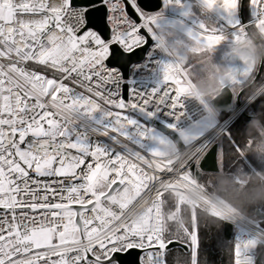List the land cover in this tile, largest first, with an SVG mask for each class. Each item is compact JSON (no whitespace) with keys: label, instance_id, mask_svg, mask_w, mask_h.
I'll return each instance as SVG.
<instances>
[{"label":"snow or ice","instance_id":"obj_1","mask_svg":"<svg viewBox=\"0 0 264 264\" xmlns=\"http://www.w3.org/2000/svg\"><path fill=\"white\" fill-rule=\"evenodd\" d=\"M102 3L108 9L110 38L89 27L96 0H0V264H121L119 254L132 249L146 253L141 264H161L166 243L159 208L155 202L143 207L144 193L155 179L146 169L154 167L160 151L109 154L71 134L73 114L96 112L97 99L116 109L108 115L119 129L136 124L124 115L128 105L105 91L121 79L105 61L116 54L115 46L121 55L143 50L149 40L142 30L157 18L146 16L139 0ZM202 4L208 11L219 9L229 27L243 25L238 16L244 0ZM248 6L252 19L264 18V0H248ZM187 34L199 39L191 30ZM220 39L210 36L208 44ZM31 64L44 71L32 70ZM162 67L163 86L148 97L137 96L131 107H183L179 100L185 90H168L178 83L174 66ZM149 135L147 129L140 132ZM41 140L48 143L34 149ZM191 239L195 244L196 236ZM254 244L250 240L244 247Z\"/></svg>","mask_w":264,"mask_h":264},{"label":"built area","instance_id":"obj_2","mask_svg":"<svg viewBox=\"0 0 264 264\" xmlns=\"http://www.w3.org/2000/svg\"><path fill=\"white\" fill-rule=\"evenodd\" d=\"M168 3V0H164V4ZM103 4V3H102ZM105 6V5H104ZM106 8V22L110 29V22L108 21V9ZM127 8V4H126ZM128 10V9H127ZM145 15H148L144 12ZM161 14H154V16ZM164 16V14H162ZM153 17V16H150ZM142 24L143 22H137ZM250 26L260 27L264 30V18L260 20L250 19L244 25L239 28L245 30L249 29ZM92 29V28H91ZM146 33L151 39V44L146 50L144 58L139 63H134L130 66L128 79H125L123 72L120 68L115 66H110L107 62L105 63L109 67L118 69L121 79L117 84H109L106 86V93L115 94L120 99H122L128 108L136 109L141 113L147 115L152 119L153 122H159L165 125L177 134L183 133L184 131L192 128L193 126L203 122L204 120L210 118L213 114V109L210 104H208L198 93L193 91H184L181 96L179 103L183 105L182 108H177L172 110L170 108H160L157 111L154 105H148L141 111V107H131L132 104L137 103V96L148 97L153 93L154 89L162 87V71L163 64L171 63L174 66V78L178 82L174 86H169L168 90L173 91L174 89L182 88L185 83V73L169 52L166 45L163 42L161 45V38L154 32L152 28H145ZM230 31L224 35L228 36L232 34ZM111 34V29H110ZM146 37V36H145ZM19 41V37H16ZM119 47V46H118ZM235 49V47H233ZM230 49V50H233ZM130 53V52H128ZM110 57V56H109ZM31 69L43 72V66L31 64ZM65 83L70 82L66 81ZM128 85V97L127 100L124 99V85ZM82 90V89H78ZM264 94V83H262L254 92L246 97L240 106H235L233 111L228 114V116L217 125L201 136L195 142L186 145V149L180 151L181 159L178 162L169 160L163 154L162 156L156 157L154 160V167L151 169H146L149 177H154L155 179L148 185L147 191L144 193V209L150 208L155 202L159 208V220H160V235L166 243V248L160 250V261L161 264H168L167 262V245L169 242L165 239V224H164V199L163 195L166 192H172L177 195L178 198V208L181 206L182 198L191 199L184 193V188L181 183H187L194 188L203 189L199 182L196 181L190 174L189 171L193 166L198 165L203 156L207 151L218 142V140L228 132L230 127L243 116L244 113L249 110L251 105ZM100 107L92 114H85L83 112L74 113L72 116V124L70 126L71 134L75 138L77 134L79 137L84 138L85 142L92 146L101 147L103 150L109 154L115 155H133L136 153L143 154L145 156L149 155L151 150L154 148L155 142L152 139V131L155 128L153 122L148 123L141 119L140 117L134 115L129 111H124L129 119L136 121L134 126H126L123 129H119L115 122V118L108 115L110 112H115L116 109L110 105L104 103L103 101L97 99L96 101ZM222 126L220 132L217 131L219 127ZM116 128L118 130L113 131ZM147 129L150 133L148 137H141L140 132ZM48 142V141H47ZM167 146V145H165ZM176 146V144L174 145ZM177 147V146H176ZM73 153L75 150H72ZM91 158H89L90 160ZM149 159H153L149 156ZM171 162V163H169ZM156 165L164 168V171H159ZM171 167L172 171L169 172L167 169ZM209 193L208 191H206ZM210 194V193H209ZM212 195V194H211ZM193 200V199H191ZM196 202L195 200H193ZM197 203V202H196ZM199 204V203H198ZM227 204V203H226ZM201 205V204H199ZM228 205V204H227ZM208 213L216 216L214 213L208 211L203 205H201ZM229 206V205H228ZM242 215V214H241ZM248 222L254 223L256 226L260 227V220L254 222L247 217L243 216ZM224 219V218H223ZM177 220L183 226V220L180 214V209H178ZM226 220V219H225ZM234 226V231L238 230L236 234V244H240L243 248V257L251 259L250 263H254L256 259V249L255 245L245 248L244 245L248 241H258L264 245V238H258L254 233L248 230L239 222L229 221ZM261 228V227H260ZM262 229V228H261ZM264 231V229H262ZM188 236L191 238V233L186 231ZM191 243V239H190ZM189 246V245H188ZM191 246H189L190 249ZM140 251L139 262L145 257L146 253L143 250L136 249ZM157 250V249H153ZM129 251V250H128ZM127 252V251H126ZM124 252V253H126ZM123 254V253H122ZM238 261V258H237ZM193 264V263H191Z\"/></svg>","mask_w":264,"mask_h":264},{"label":"trees","instance_id":"obj_3","mask_svg":"<svg viewBox=\"0 0 264 264\" xmlns=\"http://www.w3.org/2000/svg\"><path fill=\"white\" fill-rule=\"evenodd\" d=\"M192 13L197 16L198 19L203 21L210 28L222 29L221 23L207 10L202 8L199 4H193ZM243 18L245 22H248L251 16V10L248 6V0L244 2V14ZM249 31L252 36L255 34L257 43L264 50V39L261 33L255 28L250 26ZM264 81V77L261 82ZM260 82V83H261ZM251 93L248 92L247 96ZM251 115H262L264 113V94H262L252 105ZM227 113H221V120ZM251 119L242 116L240 117L228 130V133L233 140V143L228 141L224 145L223 151V165L222 171L218 173H202L199 181L200 186L214 195L221 190L217 187V180L219 177H229L236 170L233 166L236 160L240 158L239 152L236 146L243 150L248 145L254 149L256 144L263 140V136L256 126V121L249 123ZM264 131V115L257 121ZM252 162V160H251ZM254 162V161H253ZM247 174L250 173V178L246 183V188L241 193H236L234 190L229 189L234 195H253V189L258 187L264 180L261 179L255 172L245 169ZM164 199V224H165V239L167 242L179 241L190 246V239L186 231L192 229L193 219L196 221L197 227V248L195 264H237L236 258V235L233 234L230 240H226L224 237V221L207 211L199 207H190V205H181L178 208L177 195L172 192H166L163 195ZM227 203V202H226ZM228 204V203H227ZM230 205V204H228ZM258 208L264 210V204L254 205L248 208L247 212L242 214L248 219L257 222L259 218L256 217L255 212ZM180 209V214L183 220V226L177 220V214L174 218H170V215ZM178 213V212H177ZM241 214V213H240ZM260 227L264 229V219L259 222ZM256 257L260 255L259 264H264V245L258 243L255 245ZM168 264H191L192 253L191 251H185L180 247H175L167 251Z\"/></svg>","mask_w":264,"mask_h":264},{"label":"rangeland","instance_id":"obj_4","mask_svg":"<svg viewBox=\"0 0 264 264\" xmlns=\"http://www.w3.org/2000/svg\"><path fill=\"white\" fill-rule=\"evenodd\" d=\"M193 2L199 3L203 6L202 0H181V4L176 6L171 5L170 1L168 0V3L165 2L163 9L156 13L161 15L154 16V14H148L146 16H153L157 18V23L153 24L151 28L162 39L169 52L182 67L185 73V83L182 85V88L186 91L198 93L209 104V101L220 92L221 86L219 85V79H217V86L211 95L204 96L195 91L194 79L203 75V64L200 62L199 57H201L202 54H209L211 56L212 63L217 67V69H219V78L220 75H224L228 72L224 55L230 51V48L232 49V47H236V45L245 38L246 33L245 30H242L239 27H229L225 20L222 19L223 14L219 9L210 12L214 14L223 28H210V26L198 19L197 16L192 13L191 8L193 6ZM224 2H227V0H224ZM167 13H169L170 16H162V14ZM238 18L240 19V13ZM201 23L205 25L203 29L200 27ZM255 28L264 38V30H262L260 27ZM190 30L195 35L199 36V39H193L190 37L187 34ZM230 31H233V33L228 36L224 35ZM214 35H219L221 39L219 42L209 45L208 37ZM262 83H264V81ZM233 90L238 91L237 87H233ZM253 92L254 91H251L248 96H250ZM251 112L252 111L250 107L246 113L251 115ZM228 114L229 113H227L226 116L221 120L220 114L213 110V114L210 118L193 126L183 133H180L179 137L185 145H189L214 128L218 122L223 121L228 116ZM256 126L262 131L261 125L258 122H256ZM153 137L156 139H153ZM161 138L165 140V143L158 144V140ZM152 139L155 142L154 148L157 147L161 153L160 156L164 154L162 148L165 145H175L173 140L168 135L157 128H154L152 131ZM181 205H190L192 209H194V207L204 209L201 205L188 198H182ZM177 212L178 211L170 215V218H174V215L178 214ZM189 232L191 233V237L192 235H195L197 238L195 219H193L192 229H190ZM237 233L238 230H235L233 234L236 235ZM189 239H191L190 236ZM258 243V241H255L254 245H257ZM190 246V251L192 253V263L195 264L197 239L195 244H193L191 239ZM238 261L251 262V259L242 257L238 259Z\"/></svg>","mask_w":264,"mask_h":264},{"label":"water","instance_id":"obj_5","mask_svg":"<svg viewBox=\"0 0 264 264\" xmlns=\"http://www.w3.org/2000/svg\"><path fill=\"white\" fill-rule=\"evenodd\" d=\"M169 1L171 5L173 6L177 5L174 2V0H169ZM84 2H86V0H73L74 4L75 3L83 4ZM96 3H97L98 10H95L90 14L89 27L101 32L102 34L110 38V29L106 22V8L102 4V0H96ZM139 3L144 8V12L147 14H156L160 12L164 7V0H139ZM127 9L129 11V14L132 15L133 18L136 19L137 22H140V18L134 15L133 10H131L130 8V5H127ZM243 14H244V6L240 11V20L242 24L244 25L246 22L243 18ZM245 33L246 35L244 39L253 37L248 28L245 29ZM142 34L145 35L146 38L149 40V43L144 46L143 50H141L140 48H137L133 52L125 53L121 55L119 47L115 46L116 54L110 55V57L107 60L110 66H115L121 69L125 79H128L130 66L134 63H139L142 61L146 53V50L151 44V39L145 30H142ZM254 42L256 46L262 50L259 52V54L255 58L239 56L236 53L235 49L230 50L224 55L228 72L225 73L224 75L219 76L218 78L219 85L221 86L220 92L209 101L211 108L216 113L218 114L231 113L235 106H240L242 104V101L245 99L244 97L245 93L254 86L256 80H254L249 85H246V84L249 82V80L251 79L253 75L258 56L261 59L260 71L264 65V50L257 43L256 39ZM233 87H237L238 91H234ZM127 97H128V85L125 84L124 85V99L127 100ZM124 111H129L148 123L153 122L150 117H148L147 115L141 113L140 111L136 109H131V108L126 107ZM262 115H264V113H262ZM262 115H249L247 113L243 114V116L251 119L252 121H258ZM153 124L155 128L159 129L160 131L168 135L173 140V142L176 144L177 148L180 151H183L186 149V145L183 143V141L179 137V134L175 133L174 131H172L171 129H169L165 125H162L159 122H153ZM219 171H220V168H219V163H218V144L215 143L207 151V153L203 156V158L198 163V165L193 166L190 169L189 174L194 179H196L197 182H199L201 179L202 173H218ZM255 215L257 218H259L260 221H262L264 219V210H262L261 208H258L255 212ZM220 219L224 221V237L226 240H230L234 233V226L228 220H225L223 218H220ZM175 247H180L185 251L190 250L187 244H184L179 241H171L167 245L168 250L175 248ZM238 248L240 250L239 256H237ZM263 252H264V249H263ZM139 254H140V251L136 249L129 250L123 254L120 253L119 257L121 260V264H140ZM242 257H243V248L240 246V244L237 243L236 244V258L240 259ZM259 260H260V255L256 257L254 264H259ZM240 264H252V263L240 262Z\"/></svg>","mask_w":264,"mask_h":264},{"label":"clouds","instance_id":"obj_6","mask_svg":"<svg viewBox=\"0 0 264 264\" xmlns=\"http://www.w3.org/2000/svg\"><path fill=\"white\" fill-rule=\"evenodd\" d=\"M53 36H58V33H52ZM51 38V36L49 37ZM264 39V38H261ZM255 34L253 37L239 42L235 51L239 56L255 58L261 49H259L255 44ZM200 62L203 64L202 72L203 75L198 76L194 79L195 91L199 92L201 95L209 96L213 93L217 86V79L219 74V69L212 63L211 56L209 54H202L199 57ZM249 123H253L250 121ZM264 135V133H262ZM48 142L46 140H41L34 143V149L41 145H46ZM254 151L264 154V140H261L256 144ZM164 155L167 159L174 162H178L181 159V154L179 149L174 145H167L162 148ZM217 187L221 190L220 192L214 194L210 197L212 202L216 204L219 208L229 212L234 211L241 214L247 212L248 208L258 204H264V181L260 185L254 188L253 195L248 196L244 195H234L233 192H230L229 189L234 190L236 193H241L246 188V181L242 178V181L239 185L229 178V177H219L217 180ZM202 196V193L199 191H194L190 193V198L193 200H199ZM226 202L230 204V207L226 206Z\"/></svg>","mask_w":264,"mask_h":264},{"label":"crops","instance_id":"obj_7","mask_svg":"<svg viewBox=\"0 0 264 264\" xmlns=\"http://www.w3.org/2000/svg\"><path fill=\"white\" fill-rule=\"evenodd\" d=\"M222 2H224V0H222ZM193 4H199V3L193 2ZM199 5L202 8H204L205 10H207L201 4H199ZM208 12L214 16V14L212 12H210V11H208ZM259 131L261 134L264 133L263 129H262V131L261 130H259ZM262 136H263V140H264V135H262ZM228 141L233 143V140L231 139L230 134L226 133L217 142V144H218V163H219V168H220L219 172L222 171L224 145ZM236 149L239 152L240 158H238V160H236L235 163L233 164V166L236 167V170L233 174H231L230 178L233 179L237 183V185H239L241 183L242 178H244V180L247 183L249 178H250V173L247 174V172H245V169H246V170L255 172L258 176L261 177L262 180H264V154L259 153L257 151H254L253 148L251 147V145H248L243 150L239 149L236 146ZM251 160H252V162H251Z\"/></svg>","mask_w":264,"mask_h":264},{"label":"bare ground","instance_id":"obj_8","mask_svg":"<svg viewBox=\"0 0 264 264\" xmlns=\"http://www.w3.org/2000/svg\"><path fill=\"white\" fill-rule=\"evenodd\" d=\"M164 16H170V14L167 13V14H164ZM232 49H233V47H232ZM221 129H222V126L219 127L217 129V131L220 132ZM181 185L183 186L184 193L187 196H190V193H192L194 191H199L200 193H202V196L200 197V199L199 200H195V201L197 203L203 205L208 211H210V212H212L214 214L217 213V212H222L224 214L221 215L220 217H222V218H224V219H226L228 221L239 222L244 227H246L248 230H250L252 233H254L258 238H264V231L260 227L256 226L254 223L248 222L246 219H244L242 217V215L240 213L234 212V211L227 212V211L219 208L216 204H214L212 202V200L210 199V197L213 196V195L207 193L204 190L194 188V187H192L191 185H189L187 183H184V184L181 183ZM226 206L230 207L227 204H226Z\"/></svg>","mask_w":264,"mask_h":264},{"label":"flooded vegetation","instance_id":"obj_9","mask_svg":"<svg viewBox=\"0 0 264 264\" xmlns=\"http://www.w3.org/2000/svg\"><path fill=\"white\" fill-rule=\"evenodd\" d=\"M260 62H261V59L258 56L256 67H255V70L253 72V75H252L251 79L249 80V82L246 85H249L254 80H256V82H255L254 86L245 93V96H244L245 98L247 97V93L248 92L256 90L262 84L261 80L264 77V65H263V68L260 71Z\"/></svg>","mask_w":264,"mask_h":264}]
</instances>
